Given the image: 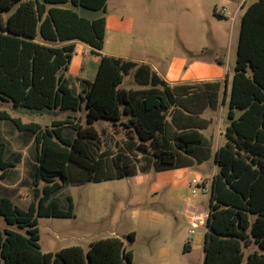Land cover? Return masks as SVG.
<instances>
[{"label": "trees", "instance_id": "obj_1", "mask_svg": "<svg viewBox=\"0 0 264 264\" xmlns=\"http://www.w3.org/2000/svg\"><path fill=\"white\" fill-rule=\"evenodd\" d=\"M108 1L0 0V101L34 114L76 113L43 127L0 109V190L18 192L24 185L33 190L28 209L0 192V216L17 228L0 229V264H132V251L118 237L94 241L87 251L72 246L44 253L38 218L75 217L72 197L67 208L58 198L71 183L191 166L187 160L196 157L197 147L206 151L195 126L177 122L182 88L170 86L149 64L103 54ZM81 6L104 14L81 17ZM77 41L100 58L95 79L82 81L78 90L65 75ZM132 70L142 88L126 90L124 77ZM184 89L201 102L207 98L198 85ZM229 105L226 141L216 153L204 264H264V0L251 3L241 18ZM83 111L85 119L78 115ZM98 121L129 131L118 153L102 150ZM10 135L21 150H13ZM23 163L30 180L17 175L14 187L3 186ZM128 237L134 240V232ZM251 244L259 250L246 255Z\"/></svg>", "mask_w": 264, "mask_h": 264}, {"label": "rangeland", "instance_id": "obj_2", "mask_svg": "<svg viewBox=\"0 0 264 264\" xmlns=\"http://www.w3.org/2000/svg\"><path fill=\"white\" fill-rule=\"evenodd\" d=\"M255 1L258 0H109L106 18L110 30L120 29L125 33L129 55L150 61L161 73H166L173 58L184 57L188 65L194 61L213 60L224 77L229 71L232 78L241 18L246 8ZM216 10L218 15L225 13L228 21L218 19ZM10 14L5 13V18ZM115 48L120 47L117 41L111 39L104 51L108 53ZM99 63V56L90 54V48L77 41L72 63L65 72L69 85L78 90L82 81H93ZM188 65L182 69V77L188 73ZM134 73L135 70H132L125 75L122 88H142ZM0 109L9 111L24 123L35 122L43 127L51 126L54 120L76 114H34L24 109H14L11 103L1 101ZM85 112L78 115L85 119ZM236 114L239 116L241 112L237 111ZM223 115L224 122L229 124L228 109ZM95 125L101 135L102 150L118 153L127 142L129 131L122 125L115 126L108 121H98ZM8 139L14 151L21 150L12 135ZM23 152L28 158V151L24 149ZM213 164L214 161H210L204 167L197 166L191 170L201 172L204 179H208L207 189L198 180H191L186 186L179 184L174 170L139 171L137 175L123 179L69 184L58 198L62 207L67 208V197H72L75 217L38 218L42 251L57 253L72 246H81L87 251L94 241L118 237L127 250L132 251V264H204L207 228L201 226L193 236L189 234V216L192 214L189 209L201 208L205 214L209 213ZM17 175L21 181L30 180L29 169L23 163L16 166L12 176L1 184L14 187L12 182ZM44 185L42 183L41 187ZM180 188L184 193L178 196ZM0 192L23 209H28L33 199V190L26 185L18 187V192H6L2 188ZM5 228L17 229L9 226L0 216V229ZM132 232L135 234L134 240L128 237ZM188 242L191 248L186 251ZM255 250H259L255 244L245 247L246 255Z\"/></svg>", "mask_w": 264, "mask_h": 264}, {"label": "crops", "instance_id": "obj_3", "mask_svg": "<svg viewBox=\"0 0 264 264\" xmlns=\"http://www.w3.org/2000/svg\"><path fill=\"white\" fill-rule=\"evenodd\" d=\"M225 16V13H220L217 18L223 20L225 19ZM225 20L228 21V19ZM106 29V46L112 39L113 41H117L120 48L112 49L108 53H105L104 51L103 54L132 60L139 64H149L152 69L170 86L179 89L182 88L180 89V92L182 93L180 101L184 108L178 107L179 112L177 113V122L182 126H195L196 130H198L206 140V151L204 150L205 148L198 146L196 157H189L187 160V162L192 164L191 166L180 167L172 170L175 171L174 176L179 184H185L186 186V184L190 183L191 180L193 182L198 180L200 181V185L203 186L204 189H207L208 179H204V175L201 172H191V170L195 169L197 166L204 167L208 165L210 161H214L211 179L213 184L214 176L218 171L216 153L218 149L225 144V131L229 126V124L224 122L223 112H225L226 109H228L229 112L233 77H230L229 71L228 75L224 77V73L218 65L213 63V60L194 61L188 65V60L184 57L173 58L171 63L168 65L166 73H161L158 67L154 66L150 61L137 59L129 55V44H126L124 40L125 33H123L122 30H110L108 28V21ZM213 35L216 37L215 33H213ZM186 65H188L186 67L188 73H186L185 77H182V69L185 68ZM196 85L200 86L203 92H206V94H204L207 97L206 100L201 102L198 98L192 97L191 94L187 93L189 90L184 89L187 86ZM208 97H210V99H208ZM200 109L204 110L202 112H191ZM168 121L169 123L172 122V115H169ZM207 150H209V152ZM205 157L206 160L202 161ZM182 193H184V190L183 188H180L177 191V195H182ZM198 211H201V208L189 209V212L192 213L189 216L190 220Z\"/></svg>", "mask_w": 264, "mask_h": 264}, {"label": "built area", "instance_id": "obj_4", "mask_svg": "<svg viewBox=\"0 0 264 264\" xmlns=\"http://www.w3.org/2000/svg\"><path fill=\"white\" fill-rule=\"evenodd\" d=\"M242 6H243V4H242ZM241 7L237 11V13L240 11ZM193 193L195 194L196 191L193 190ZM208 218H209V213L208 214H205L202 211L196 212L193 215V217L191 218V220H190V230H189V234L191 236H193L196 233V229L199 228V227H201V226H205L207 228Z\"/></svg>", "mask_w": 264, "mask_h": 264}, {"label": "water", "instance_id": "obj_5", "mask_svg": "<svg viewBox=\"0 0 264 264\" xmlns=\"http://www.w3.org/2000/svg\"><path fill=\"white\" fill-rule=\"evenodd\" d=\"M103 14L104 13L101 10L89 8V7H86V6H81L79 8V15L81 17H85V18H88L90 20H95V19L103 16Z\"/></svg>", "mask_w": 264, "mask_h": 264}]
</instances>
